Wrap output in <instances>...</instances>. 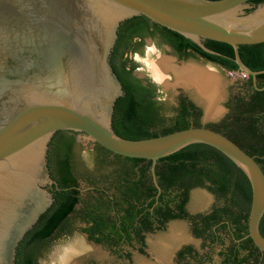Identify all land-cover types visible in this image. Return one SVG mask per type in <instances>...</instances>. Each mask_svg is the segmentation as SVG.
<instances>
[{
  "label": "water",
  "instance_id": "obj_1",
  "mask_svg": "<svg viewBox=\"0 0 264 264\" xmlns=\"http://www.w3.org/2000/svg\"><path fill=\"white\" fill-rule=\"evenodd\" d=\"M248 1L0 0V264H15L20 242L54 201L48 150L60 130L84 133L123 156L151 160L158 195L160 158L194 143L216 147L251 182L246 237L264 252V170L254 156L203 125L144 139L124 138L113 129L114 107L124 89L111 54L121 23L136 15L208 52L214 53L205 39L231 44L240 72L263 90L256 81L264 70L248 67L239 50L264 42V3L247 11L254 7Z\"/></svg>",
  "mask_w": 264,
  "mask_h": 264
},
{
  "label": "trees",
  "instance_id": "obj_2",
  "mask_svg": "<svg viewBox=\"0 0 264 264\" xmlns=\"http://www.w3.org/2000/svg\"><path fill=\"white\" fill-rule=\"evenodd\" d=\"M248 3L254 6L247 9L251 11L264 0ZM149 37L159 48L169 44L176 53L186 54L185 59L201 56L220 68L240 72L235 49L229 43L205 39L212 53L145 15L125 20L111 54L112 67L124 89L114 107L113 129L124 138L144 139L202 126L200 111H191L184 104L181 108L167 105L158 98L163 95L158 85L151 78L137 75L139 62L135 56L145 53ZM239 50L248 67L264 70V42L243 44ZM239 83L243 87L250 85L249 94L236 96L231 101V112L207 127L234 140L264 170V89H256L252 76L239 78ZM257 84L264 86V73L257 76ZM76 135V131L60 130L50 142L48 166L56 181L51 189L54 201L20 242L15 264H43L54 241L78 229L118 254L123 245L136 244L145 253L146 233L162 230L176 219L189 220L193 234L209 248L200 259V253L187 246L179 253L180 260L188 264L190 259L198 264L211 262L218 246L222 247L218 254L223 256L224 264H264V252L251 236L246 237L253 197L251 182L222 151L209 144L194 143L160 158L156 171L161 192L157 198L159 190L152 179L151 160L114 153L97 141L83 151ZM79 179L92 186L85 194L79 189ZM197 187L209 189L218 202L207 212L192 214L187 205ZM260 230L264 235V216ZM228 239L230 243L225 245Z\"/></svg>",
  "mask_w": 264,
  "mask_h": 264
},
{
  "label": "rangeland",
  "instance_id": "obj_3",
  "mask_svg": "<svg viewBox=\"0 0 264 264\" xmlns=\"http://www.w3.org/2000/svg\"><path fill=\"white\" fill-rule=\"evenodd\" d=\"M162 56L171 57L176 64H197L199 66L209 67L215 69L222 77L223 94L220 104L225 106L227 97L226 89H236L241 84H236L235 79L238 77L246 78L242 74H231L225 70L217 69L203 60L190 57L187 59L177 60L174 53L168 46L162 48L156 47L154 41L149 37L143 55L137 54L136 60L139 62V67L136 70L138 76L143 79L151 78L156 80L162 86V97L167 105H173L175 97L180 89H184L190 96H192L199 103V96L191 89H186L182 86H176L175 75L172 71L169 72V85H165L155 78L151 71L150 63L159 60ZM205 107V106H204ZM226 113L223 110L222 115L216 118H206V109L203 113L201 121L208 123L211 121H218ZM78 142L81 144L83 151L93 146L92 140L86 134L80 133L77 135ZM85 186V184H84ZM218 202V197L207 188L197 187L192 190L190 200L187 208L190 213L197 214L200 212L209 211ZM171 234V235H170ZM173 234H178L180 239L174 241ZM181 241V242H180ZM166 243L172 244L165 247ZM165 244V245H164ZM185 245H194L195 248L202 254L208 248L203 246L202 239L196 238L192 232V224L187 219H178L170 221L166 226L157 232L146 235L145 253L139 251V246L123 245L119 254L114 252L108 246L95 243L88 238V235L78 229L73 235L60 237L54 241L51 250L42 260L43 264H188L187 262H179L177 252ZM164 248H168L167 252ZM219 247L216 246L212 252L211 262L209 264H221V258L218 254ZM122 256H121V255ZM126 254H130L128 256ZM161 258V259H160ZM161 260V261H160ZM164 261V262H163Z\"/></svg>",
  "mask_w": 264,
  "mask_h": 264
},
{
  "label": "bare ground",
  "instance_id": "obj_4",
  "mask_svg": "<svg viewBox=\"0 0 264 264\" xmlns=\"http://www.w3.org/2000/svg\"><path fill=\"white\" fill-rule=\"evenodd\" d=\"M150 67L155 78L165 85H169V72L172 71L176 78L174 83L176 86H182L197 93L199 100L205 106L207 118H216L222 115L224 109L220 102L224 97V87L222 77L215 69L193 63L179 65L168 56H162L159 60L152 61ZM180 237L178 234L172 235L174 241H178ZM171 245L166 243L165 247ZM167 249L164 248L166 252L169 250Z\"/></svg>",
  "mask_w": 264,
  "mask_h": 264
},
{
  "label": "flooded vegetation",
  "instance_id": "obj_5",
  "mask_svg": "<svg viewBox=\"0 0 264 264\" xmlns=\"http://www.w3.org/2000/svg\"><path fill=\"white\" fill-rule=\"evenodd\" d=\"M151 38V37H150ZM153 41H154V43H155V45H156V47H158L157 46V44H156V42H155V40L153 39V38H151ZM146 44H147V39H146ZM164 46H168L170 49H171V51L174 53V55H175V57H177V60L178 61H181L182 59H184V57L186 56V54H178V53H176V51H174V49L172 48V46H170L169 44H163V47ZM194 58H196V59H200V60H203V61H205L206 63H209V64H211L212 66H214V67H216L217 69H221V70H225V71H227V72H230V71H228L227 69H225V68H220L217 64H215V63H213V62H211V61H209V60H207V59H205V58H203V57H201V56H199V57H194ZM240 72L239 71H237V72H234V74H239ZM140 77V76H139ZM239 78H241V77H238L237 76V78L234 80L235 81V83L236 84H241V83H239ZM152 81H154L157 85H158V92H160V93H162L163 91H162V86L156 81V80H153L152 79ZM257 82V81H256ZM145 83H147L146 81H145ZM253 84H254V86L256 87V85H255V82H254V80H253ZM258 85V84H257ZM248 87V88H247ZM263 87V86H262ZM249 88H250V85H248V86H241V85H239V86H237V88L236 89H231V88H228V89H226V91H227V97H226V100H225V109H226V113L224 114V116L223 117H221L220 119H219V121H221V120H223L226 116H227V114L228 113H230L231 112V110H232V107H233V105H234V102L232 103L231 101L233 100V99H235V97L236 96H239L240 94H249V93H247L248 92V90H249ZM257 89V88H256ZM259 90V89H258ZM163 94V93H162ZM158 98H161V99H163V97H159L158 96ZM164 100V99H163ZM177 108H181L182 107V105L184 104V105H187L188 107H189V109L192 111V110H194V109H196L197 111H200L201 112V119L203 118V113H204V107H203V105H201L200 103H198L192 96H190V94H188L183 88L182 89H180L179 90V92H178V94H177V96L175 97V101H174V103H173ZM196 106V108H194V106ZM213 122H218V121H211V122H208V123H203L202 122V125L203 126H208L210 123H213ZM78 134H80L79 132H77V135ZM84 134V133H83ZM77 135H76V138H77ZM77 141H78V138H77ZM94 144V143H93ZM84 184H85V186H84ZM53 185V184H52ZM52 185H49L48 186V189L51 191V189H52ZM90 187H92V186H88L84 181H82L81 179H79V189H80V191L83 193V194H85L87 191H88V189L90 188ZM160 195V194H159ZM159 195L157 194V198L159 197ZM176 220H178V219H176ZM173 221V220H172ZM148 234H151V233H146V235H148ZM194 235V234H193ZM195 236V235H194ZM196 238H199V239H202V238H200V237H197V236H195ZM202 241L204 242V240L202 239ZM181 242V241H180ZM229 243H230V240L228 239V240H226V244L225 245H229ZM138 246L140 247V245L138 244ZM187 246H193V248L195 249V250H197L196 248H195V246L194 245H185V246H183L181 249H179V251L177 252V258H178V260H179V262H187V260H180L179 259V253L184 249V248H186ZM205 248H208V246H205ZM220 249H219V251L221 250V248L222 247H219ZM209 249V248H208ZM208 249L205 251V252H207L208 251ZM198 251V250H197ZM199 252V251H198ZM205 252L204 253H200V259L202 258V256L205 254ZM220 256V255H219ZM220 258H221V264H224L223 263V256H220ZM188 259V258H187ZM164 262V261H163ZM199 263V261H195V260H191L190 259V262H189V264H198ZM210 262L208 261V260H204L203 262H202V264H209Z\"/></svg>",
  "mask_w": 264,
  "mask_h": 264
},
{
  "label": "built area",
  "instance_id": "obj_6",
  "mask_svg": "<svg viewBox=\"0 0 264 264\" xmlns=\"http://www.w3.org/2000/svg\"><path fill=\"white\" fill-rule=\"evenodd\" d=\"M232 75L234 74V72H230ZM240 74H242V76L246 77L247 75L244 74L243 72H240ZM248 77V76H247Z\"/></svg>",
  "mask_w": 264,
  "mask_h": 264
}]
</instances>
